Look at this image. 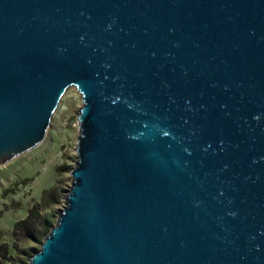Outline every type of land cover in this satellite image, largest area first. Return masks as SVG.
<instances>
[{
  "label": "water",
  "instance_id": "water-1",
  "mask_svg": "<svg viewBox=\"0 0 264 264\" xmlns=\"http://www.w3.org/2000/svg\"><path fill=\"white\" fill-rule=\"evenodd\" d=\"M82 104L27 264H264V0H0V165Z\"/></svg>",
  "mask_w": 264,
  "mask_h": 264
},
{
  "label": "rangeland",
  "instance_id": "rangeland-1",
  "mask_svg": "<svg viewBox=\"0 0 264 264\" xmlns=\"http://www.w3.org/2000/svg\"><path fill=\"white\" fill-rule=\"evenodd\" d=\"M81 104L76 89L67 88L52 114L42 141L0 165V245L7 247L12 263L24 257L21 251L27 250L23 246V232H15L14 223L25 218L34 204L41 205L38 215L41 216L42 235L38 243L30 245L32 248L28 252L32 255L63 207L70 183V170L76 160V139L79 135L77 116ZM43 223L48 227L45 228ZM35 229H41L40 223L35 225ZM28 260L29 256L26 263ZM2 261L0 264H10Z\"/></svg>",
  "mask_w": 264,
  "mask_h": 264
},
{
  "label": "trees",
  "instance_id": "trees-1",
  "mask_svg": "<svg viewBox=\"0 0 264 264\" xmlns=\"http://www.w3.org/2000/svg\"><path fill=\"white\" fill-rule=\"evenodd\" d=\"M39 206L41 205L37 203L34 204L28 211L27 216L21 220L16 221L13 225V229L15 232L17 230H21L23 232V237H24L23 246L27 248L26 251L25 250L21 251V254L24 255V257H21V259H19L15 263L14 262L12 263V256L8 254L7 247L5 245H0V262H3L2 260H5V261H8L10 264H20V261H21V264H27L26 259H28V256L29 258L31 256L29 255L30 253L28 252V249L32 248L30 247V245L32 243H38L42 235V222H40L41 216L38 215ZM0 213H1V210H0ZM37 221H38V224H37ZM39 223H40L41 229L36 230L35 225H39ZM43 226H45L46 228L48 227V224L43 223Z\"/></svg>",
  "mask_w": 264,
  "mask_h": 264
},
{
  "label": "bare ground",
  "instance_id": "bare-ground-1",
  "mask_svg": "<svg viewBox=\"0 0 264 264\" xmlns=\"http://www.w3.org/2000/svg\"><path fill=\"white\" fill-rule=\"evenodd\" d=\"M36 154H38V153H36Z\"/></svg>",
  "mask_w": 264,
  "mask_h": 264
}]
</instances>
